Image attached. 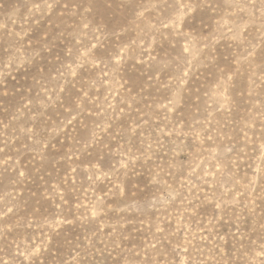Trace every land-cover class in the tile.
I'll use <instances>...</instances> for the list:
<instances>
[{
  "label": "rangeland",
  "instance_id": "374dc122",
  "mask_svg": "<svg viewBox=\"0 0 264 264\" xmlns=\"http://www.w3.org/2000/svg\"><path fill=\"white\" fill-rule=\"evenodd\" d=\"M0 264H264V0H0Z\"/></svg>",
  "mask_w": 264,
  "mask_h": 264
}]
</instances>
